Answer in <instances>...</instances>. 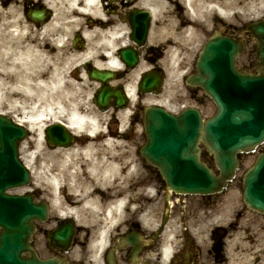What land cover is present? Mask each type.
<instances>
[{
	"label": "flooded vegetation",
	"instance_id": "1",
	"mask_svg": "<svg viewBox=\"0 0 264 264\" xmlns=\"http://www.w3.org/2000/svg\"><path fill=\"white\" fill-rule=\"evenodd\" d=\"M120 3L110 7V16L126 22L134 19L136 12L147 10L151 20L149 37L155 29L160 30L151 45L140 48L135 70L125 66L117 70L116 76L120 79L115 84L124 88L137 70L141 74L151 69H162L169 47L181 45L179 42L186 39L185 30L196 22L190 17V6L186 0H161L158 14L141 0H120ZM140 20L144 17L140 16ZM198 25L203 37L218 28L225 34L242 36L236 24L221 18L216 17L210 28ZM243 38L246 50L238 57L237 66L243 71L257 72L252 35L246 32ZM184 51L187 53V47ZM91 66L89 62V69H92ZM180 66L186 67L187 72L191 71L193 57ZM183 86L186 101L178 99L171 102L174 111L195 107L205 116L206 108L212 107L205 92L200 86L188 85L185 80ZM143 97L145 94L140 92L139 100L131 110L128 126L122 132L118 114L121 110L111 107L106 112L109 132L117 135L106 137H111L113 142L123 141L122 148H107L109 145H104L106 137L97 136L98 145L94 150L104 151V159L113 156L122 162V167H134L119 181L120 188H124L120 195L127 196L129 204L106 233L104 246L99 247L102 224L89 222V228L84 231L82 226L77 229L74 244L68 251L50 249L43 235L39 245L42 256H66L75 264H264V214L249 210L239 200H234L231 205L224 203L219 194H168L158 167L142 155L145 136L138 125H141L145 115ZM138 130L140 134H135ZM205 158L212 163V155L205 154ZM259 220L261 224L256 223Z\"/></svg>",
	"mask_w": 264,
	"mask_h": 264
},
{
	"label": "bare ground",
	"instance_id": "2",
	"mask_svg": "<svg viewBox=\"0 0 264 264\" xmlns=\"http://www.w3.org/2000/svg\"><path fill=\"white\" fill-rule=\"evenodd\" d=\"M57 1L72 5V9L69 13L55 9L52 20L43 26L45 28L43 37L49 35L52 30L58 32L55 42L49 39L42 41L38 35L31 38L29 31L26 33L28 27L24 19L11 17V4L5 5L6 1H3L0 6V112L4 109L3 105L20 110L19 119L31 130L39 129L40 136L37 141L39 149L36 153H45L43 124L48 119L64 120L79 135V142L74 147L51 150V154L45 156L48 160L39 165L41 169L38 170V175L34 167V153L26 159V163L34 168L36 184L51 186L49 193L56 211L66 215L73 213L87 225L92 219L101 216L105 218L99 243L103 246L106 232L120 219L126 209V199L120 195L123 190L119 189V181L131 173L134 167H122L119 159L113 156L104 159V151L94 150L98 145L97 136H112V133L101 130L103 129L101 115L96 109L72 100L75 91L71 79L74 76L73 70L66 72L57 65L56 60L63 59L68 64L69 61L76 63L89 58L100 68L122 69L123 62L117 50L125 43L126 32L122 31L125 25L120 20H113L105 15V9L101 8L104 5L103 0H47V4L54 7ZM143 1L158 14L161 0ZM187 1L191 5L194 17L203 15L210 6H214L226 16L232 12L228 7L237 9L238 12L246 7L245 4L235 8L243 0H238V3L236 0ZM257 3L264 5V0L250 3L253 13L260 10ZM69 14H78V17L69 21L68 26L63 25L64 21L61 20ZM99 20L110 22V27H99ZM198 28L199 25L194 23L185 30L187 32L185 36L197 37ZM75 30H80L88 41L87 49L80 54L67 50L66 47L67 39L65 40L64 35ZM179 43L192 44L186 41ZM55 46L57 51L52 54L49 50ZM182 47L183 45H179L174 50ZM178 57L175 51L168 54L165 63L169 69L173 70L175 67L179 69L182 62H178ZM166 64L164 65L167 67ZM49 68L52 70L48 72ZM78 71L79 65H74V72ZM127 91L135 100L137 97L135 84L128 85ZM150 100L163 102L161 98ZM119 116L125 123L128 112H121ZM104 141L109 145L106 147L112 150L123 147V141L120 139L113 142L111 137H106ZM89 210L92 211L91 214Z\"/></svg>",
	"mask_w": 264,
	"mask_h": 264
},
{
	"label": "water",
	"instance_id": "3",
	"mask_svg": "<svg viewBox=\"0 0 264 264\" xmlns=\"http://www.w3.org/2000/svg\"><path fill=\"white\" fill-rule=\"evenodd\" d=\"M32 17L43 20L45 16L35 12ZM252 30L259 39L258 53L264 61V23L255 24ZM241 48V42L218 33L200 52L193 81L200 83L219 106L211 119L204 122L193 110L177 117L161 108L147 110L144 154L162 168L169 187L177 191L211 193L223 189L239 168L237 153L264 142V73L242 74L235 68ZM93 76L105 80L108 75L96 72ZM151 81L148 76V85ZM107 89V93L98 95L99 103L109 95L121 101L119 92ZM46 133L51 143L71 139L61 124L50 126ZM26 135L25 128L0 115V264H55L54 259H40L30 245L35 230L33 219L42 218L47 205L35 203L30 194L6 193L9 187L30 181V172L18 150L19 140ZM199 142L215 154L219 172L200 161ZM243 194L251 208L264 212V152L245 172ZM70 230L66 227L65 233L68 235ZM23 251H30V255L23 257Z\"/></svg>",
	"mask_w": 264,
	"mask_h": 264
},
{
	"label": "rangeland",
	"instance_id": "4",
	"mask_svg": "<svg viewBox=\"0 0 264 264\" xmlns=\"http://www.w3.org/2000/svg\"><path fill=\"white\" fill-rule=\"evenodd\" d=\"M2 3H3V0H0V6H2ZM237 3H238V1H237ZM245 4H246L245 9L242 8L243 10H245V11L242 12V15L247 18V17H249V16H247V12L250 11V8H251L250 3H248L246 0H243L242 3H240L238 5H245ZM55 6H56L57 10H60V11H62L64 13H69L70 10L72 9V5L66 4V3H63V2H58V3L55 4ZM4 7H7V6H4ZM10 7L12 8V11H11V17L12 18L20 17V18H22L21 20H23V17H24V20L26 21V18H25V5L23 4V0H18V2L13 1L11 3ZM77 17H78V14H69V16H67L65 19L61 20V22L64 21L63 25L68 26L69 21H71V20H73V19H75ZM27 23H28V26H27L28 28L26 29V32L29 31V34H30L31 38H35L38 35V37L42 41H48L47 39H49L50 41L53 42L56 39L55 38L56 35H58L57 34L58 32L52 30L49 35L43 37L44 34H45V32H44L45 28H39V27H37V25L33 24L32 22L29 23V22L26 21V24ZM71 33L69 32L68 34L64 35L65 36V40L67 39V45H66L67 50L69 49V50H72V51H76L79 54H80V52L81 53L84 52V50H79L78 48L74 47V45L72 43V39H73L74 35L72 36ZM70 36H72L71 39H70ZM56 47L57 46H55V48ZM44 49H47V48H44ZM49 51L52 54L56 53L57 48L55 50L52 49V50H49ZM50 61H53V60H50ZM50 61H49V63H50ZM82 61H84V59L76 61V63H73V62L69 61V63L66 64L65 60H63V59L56 60V62L58 63L57 65L59 67H61L63 70H65L66 72H70V71L73 70V75L74 76L71 79H72V86H73L75 91H74V94H73L74 96H73L72 100L73 101H77V102L83 104L84 106H88V107H92L93 108L94 104L91 101V95L93 93V90H94V87L96 86V84H91V82L86 77L82 78L80 76L82 74H84L83 76H85V74H86V72L84 70V67L82 68L83 73H80V72L79 73L78 72L75 73L76 71L74 72V65L75 66L79 65L80 62H82ZM51 70H52V68H49L48 72L51 71ZM176 76H178V75H175L172 78L170 76L167 77V82L169 80L170 81H169L168 84L166 83V85L164 86V90H165L164 91V93H165L164 96H166V97L168 96L169 97L170 95L174 94L175 88L179 87V85H180L179 81H178L179 77H176ZM171 98L172 97H170L169 99H171ZM4 109H9V108L6 107V105H4ZM211 111H212V107L211 108H206V112L207 113H210ZM14 112L19 114L20 110H14ZM51 121L52 120H50V119L44 121L45 123L43 124V126L51 123ZM31 131L32 132H31L30 137L26 141H24L22 143L21 153H22V156L24 158H26V159L29 158L32 153L35 154L34 167L37 168L36 174L38 175L37 172H38V170L41 169V167H39L40 164H39V160H38V159L41 158V152L40 153L39 152L36 153V151L39 149V147L37 145V141H38L40 135H39V129H36L35 131H33V130H31ZM43 149H44V147H43ZM45 149H47V151H45V153L42 154V155L46 156V155L51 154L50 153L51 150H49L48 147H45ZM253 160H254V158H248L247 160H245L244 161V167L251 165ZM24 190H26V189L25 188H18V189L15 190V192H23ZM229 195H230V197H233L234 196V191L232 193H230ZM256 223L261 224V221L259 220ZM254 228H255V226H254Z\"/></svg>",
	"mask_w": 264,
	"mask_h": 264
}]
</instances>
